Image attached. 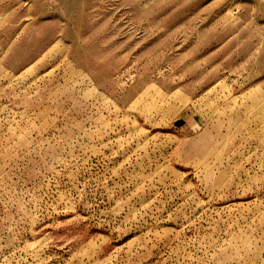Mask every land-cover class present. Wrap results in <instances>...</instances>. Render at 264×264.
<instances>
[{
  "label": "rangeland",
  "instance_id": "1",
  "mask_svg": "<svg viewBox=\"0 0 264 264\" xmlns=\"http://www.w3.org/2000/svg\"><path fill=\"white\" fill-rule=\"evenodd\" d=\"M0 264H264V0H0Z\"/></svg>",
  "mask_w": 264,
  "mask_h": 264
}]
</instances>
